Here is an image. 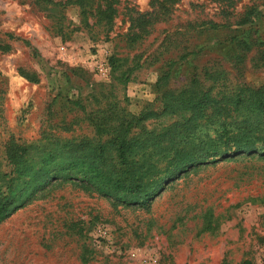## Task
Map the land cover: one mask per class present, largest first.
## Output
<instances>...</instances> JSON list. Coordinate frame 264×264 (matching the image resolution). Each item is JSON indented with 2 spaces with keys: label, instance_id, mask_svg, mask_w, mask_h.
<instances>
[{
  "label": "rangeland",
  "instance_id": "rangeland-1",
  "mask_svg": "<svg viewBox=\"0 0 264 264\" xmlns=\"http://www.w3.org/2000/svg\"><path fill=\"white\" fill-rule=\"evenodd\" d=\"M53 1L62 4L0 0V171L11 145L28 148L20 174L10 176L9 202L19 207L0 223V264H264V157L257 153L195 164L146 202L100 192L67 175V155L50 156L93 135L83 107L140 114L156 100L166 62L185 46L205 47L186 60L221 72L211 84L225 95L263 84L264 60L250 52L239 72L216 48L226 31L195 32V24L225 21L214 0H178L167 10L161 0H114L110 27L97 24L95 10L85 19L77 3ZM253 2L260 3L237 0L236 13ZM253 27L264 38V25ZM189 64H174L172 85L191 74ZM123 72L131 74L126 84ZM239 121L264 124L245 110ZM208 124L196 132L212 134Z\"/></svg>",
  "mask_w": 264,
  "mask_h": 264
},
{
  "label": "trees",
  "instance_id": "trees-1",
  "mask_svg": "<svg viewBox=\"0 0 264 264\" xmlns=\"http://www.w3.org/2000/svg\"><path fill=\"white\" fill-rule=\"evenodd\" d=\"M36 1L52 7L62 4L53 0ZM100 1L98 8H95V0H68L64 4L80 5L85 19L95 10L94 15L102 14L97 24L110 27L112 14L116 11L114 0H109L103 11H100ZM177 1L161 0L159 9L167 10ZM214 1L225 21L195 24V32L226 31L216 48L223 50L239 72L250 52L255 51L259 55L258 60L263 61L264 50L258 48L264 45V38L253 26L256 23L264 25V13L259 10L264 0L253 2L241 13L235 10L237 0ZM204 49L195 43L182 48L176 57L169 58L155 84L156 100L148 103L138 115L118 111L117 105L111 104L89 112L83 107L93 135L65 143L64 147H70L69 153L51 151L50 156L67 155V175L89 181L100 192L126 202H146L163 188L166 181L195 164H206L209 158L218 157L214 160L217 161L221 156L238 151L255 152L258 157H264V124L239 121L244 110L264 119V83L258 86L241 84L227 95L217 92L211 81L221 72L211 71L209 65L189 64L186 60ZM184 63L189 64L191 74L184 78L182 84L172 85V77L177 72L174 64ZM130 75L123 72L121 83H128ZM235 121L237 124H232ZM204 122H209L208 127H214L212 134L202 136L196 132ZM27 150L20 144L11 145L7 150L8 169L0 171V223L19 207L9 202L14 184V177L11 179L10 176L20 174ZM74 170L78 172L73 173ZM244 264L251 262L245 261Z\"/></svg>",
  "mask_w": 264,
  "mask_h": 264
}]
</instances>
